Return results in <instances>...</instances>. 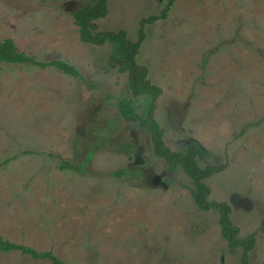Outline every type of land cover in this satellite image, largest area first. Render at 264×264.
Returning a JSON list of instances; mask_svg holds the SVG:
<instances>
[{"label":"rangeland","instance_id":"374dc122","mask_svg":"<svg viewBox=\"0 0 264 264\" xmlns=\"http://www.w3.org/2000/svg\"><path fill=\"white\" fill-rule=\"evenodd\" d=\"M90 1L0 0V38L80 73L0 62V234L67 264H240L219 211L201 210L189 176L121 116L126 73L73 21ZM166 1L107 0L97 30L135 40L140 19ZM144 30L136 61L162 89L154 117L165 145L182 153L197 140L199 165L222 166L205 179L208 199L230 207L237 236L253 235L249 262L263 264L264 0H174ZM66 161L82 170L60 169ZM0 264L53 263L12 250Z\"/></svg>","mask_w":264,"mask_h":264},{"label":"trees","instance_id":"16d2710c","mask_svg":"<svg viewBox=\"0 0 264 264\" xmlns=\"http://www.w3.org/2000/svg\"><path fill=\"white\" fill-rule=\"evenodd\" d=\"M174 0H167L164 7L158 14H153L139 21L137 36L135 40L127 37L124 29L118 30H97L96 20L103 18L107 14V0H92L78 7L73 13L74 24L78 27L79 39L84 43L93 45L108 44L110 46L109 62L120 73H126V94L118 97L115 101L121 116L128 121H135L139 126L144 127L149 133L152 143V149L155 155L163 158L169 163V169L174 164H178L184 173L192 180L193 187L191 189L192 196L197 206L207 211L216 208L219 211V228L221 236L226 240L230 249L241 247L240 264H253L249 262L248 252L253 248V235L241 239L237 236L238 228L232 224L230 219V207L225 202L210 201L208 199L210 189L205 183V179L222 169L218 167H201L198 159L206 154V149L197 140H192L186 146L185 151H171L163 141V132L160 125L154 117V109L156 100L162 92V89L151 83L147 78V67L138 64L136 54L144 40L145 25L152 24L160 18H164L169 7ZM0 62L16 65H33L40 68L54 67L61 72L73 76H80L79 71L71 63L54 59L49 61L39 60L34 56L28 55L20 50L13 39L6 37L0 38ZM107 99H113L111 95H106ZM7 158L4 163L10 161ZM60 169L82 170L81 166L72 165L69 161L61 162ZM121 171L115 174L120 176ZM12 250H20L23 254H28L33 258L51 260L53 264H67L64 260L57 257L52 251H39L31 246L14 243L5 239L0 234V251L9 252ZM264 264V262H263Z\"/></svg>","mask_w":264,"mask_h":264}]
</instances>
